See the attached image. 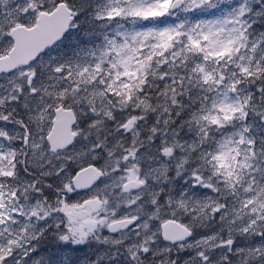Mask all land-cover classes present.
Returning <instances> with one entry per match:
<instances>
[{"label":"snow or ice","instance_id":"snow-or-ice-1","mask_svg":"<svg viewBox=\"0 0 264 264\" xmlns=\"http://www.w3.org/2000/svg\"><path fill=\"white\" fill-rule=\"evenodd\" d=\"M0 264H264V0H0Z\"/></svg>","mask_w":264,"mask_h":264}]
</instances>
